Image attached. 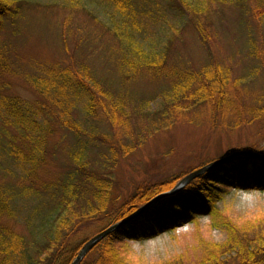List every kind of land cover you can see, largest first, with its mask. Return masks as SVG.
Wrapping results in <instances>:
<instances>
[{
    "label": "rangeland",
    "instance_id": "rangeland-1",
    "mask_svg": "<svg viewBox=\"0 0 264 264\" xmlns=\"http://www.w3.org/2000/svg\"><path fill=\"white\" fill-rule=\"evenodd\" d=\"M20 1L15 20L7 17L0 25V54L4 58L0 61V95L16 96L36 105L54 128L35 173L26 172L25 176L22 166L0 150V182L22 186L21 190L11 191L12 217L4 220L27 239L29 228L49 209L38 186L66 177L75 155L82 157L97 175L108 179L109 199L100 218L88 221L70 237L61 259L71 255L83 240L85 243L109 227V218L130 196L152 193L214 161H221L214 167L224 169L241 156L264 159V67L254 56L261 49L264 57V2L226 0L225 5H216L212 21L203 23L206 34L201 39L188 13L179 17L166 0H123L120 4L115 0H79L80 4L78 0ZM84 6L96 16H90ZM114 27L129 33V38L124 36L125 44L148 54L163 49L164 41L175 30L179 33L161 55L165 61L158 71L140 67L130 73L123 63L118 36L109 30ZM213 63L228 76V99L220 109H215V104L199 103L178 111L168 123L156 115L165 96L172 98V85L189 83L181 82V76L205 71L209 66L213 70ZM55 69L91 74L96 81H92L96 85L91 91L98 101L95 114L87 110V92L40 89L36 78L48 79L47 70ZM201 82L189 83L187 93ZM111 98L117 102V111L115 103H108ZM99 100L110 107L111 122L98 107ZM253 108L258 109L257 117H253ZM59 116L77 124L82 133L74 134ZM0 128V148L5 144H27L16 127L4 126L0 121ZM188 183L176 190L174 184L154 197L167 192L163 197L174 195ZM241 187H229L215 199L216 212L144 240H125L118 244L120 253L133 264H157L182 254L193 262L199 254V239L222 242L226 237L224 231L211 226L214 216L242 222L264 215V185ZM154 197L119 221L136 216L130 217ZM96 254L90 252L84 261H93ZM26 261L19 254L7 258L11 264Z\"/></svg>",
    "mask_w": 264,
    "mask_h": 264
},
{
    "label": "trees",
    "instance_id": "trees-1",
    "mask_svg": "<svg viewBox=\"0 0 264 264\" xmlns=\"http://www.w3.org/2000/svg\"><path fill=\"white\" fill-rule=\"evenodd\" d=\"M115 1L118 4L123 2V0ZM225 1L166 0V3L179 17L182 13H188L189 22L192 23L202 39L206 34L203 23L212 21V10L216 5H225ZM257 1L259 4L264 2V0ZM78 4H80L79 0ZM20 5V0H0V25L3 19L7 17L15 20L20 11ZM84 7L90 16H96L94 12L88 10L86 6ZM253 10L258 13L257 8ZM109 30L118 36L120 51H123L121 53L124 54L123 63L129 67L130 73L137 72L140 67H145L147 71H158L159 66L165 61L161 55L163 52L165 54L179 33V29L175 30L176 32L169 35L164 41L163 49L154 54H148L136 46L130 47L124 43V36L129 38V33H121L120 29H116V27L114 29L109 28ZM254 56L264 67L262 50H256ZM2 60L4 58L0 54V61L2 62ZM212 67L215 69L210 70L211 67L209 66L205 71H196V73L186 77L181 76L180 81H184V83L188 81L191 83L193 80L202 82L190 94L186 91L190 87L189 83L178 86L172 85L174 91L172 98L166 93V100L163 106L157 109L156 115L168 123L169 118L174 117L178 111L189 110L199 103L215 104L213 107L220 109L222 103L228 99L226 87L228 76L226 71H223L217 64L213 63ZM81 72L79 74L78 70L77 72L73 70L71 73L68 69L61 72L57 69L47 70L46 73L49 78L39 77L36 78V82L42 90L51 89L64 92L70 90L71 92H78V94H86L87 92L90 101L87 110L89 113L95 114L98 101L95 100L96 98H92L91 91L92 87L96 85L94 83L96 81L88 71V75L85 76L90 80ZM62 74L65 76L63 77ZM111 102L115 103L114 110L117 111L116 100L111 98L108 102L109 105ZM39 107L49 110L45 105H39ZM98 107L108 115V120L111 122L110 119L113 114H109L112 113L109 110L110 107L102 101ZM251 112L253 117H257L258 109L253 108ZM146 115L151 117L150 114ZM45 117L44 112L30 102L16 96L0 95V121L4 123V126L10 124V126L19 129L20 137L27 141L24 146L5 144L0 150L7 156L14 158L22 166L25 173H35L46 154L47 138L54 131V128L49 123L50 120L45 119ZM58 118L74 134L82 133L77 124L60 116ZM5 135L10 138V135ZM79 149L80 147L76 152ZM179 179L181 178L177 177L161 185L159 190L157 189L152 193L142 192L133 197L130 196L117 209L113 217L109 218L107 225L129 216L142 203L154 197L155 194L170 189ZM107 180V178L97 175L92 167H88L82 157L75 155L73 167L66 177L38 186L41 194H45L43 201L49 209L45 216L40 215L38 222L29 228L28 239L26 238L27 235L16 231L4 220V218L8 220L12 217L11 201L14 194L12 193V195L11 191L19 190L22 186L0 182V264H11L7 262V258L13 257L14 254H19V257L22 256V260L26 259V264H56L59 260L62 261V264H70L84 240L71 255L64 259L60 257L64 252H67L70 237L82 225L102 216L109 199L108 187L110 185ZM249 184L253 186L264 185V159L241 156L238 160L230 161V164L224 169L213 166L195 176L190 183L174 195L160 198L152 207L112 231L94 245L78 264H133L120 253L118 244L125 240H144L160 232L173 229L176 225L194 221L206 214L210 215L212 212H216L213 201L226 189L229 187L238 189L242 188L241 186H249ZM29 190H33V188ZM38 192L40 193V191ZM48 198L54 202L53 205L48 204L51 203ZM211 226L225 232L226 237L222 242L199 239L196 247L199 254L193 262L192 259L189 260L182 254L157 264H231L232 262L233 264H264V215L242 222H237L231 217L214 216L211 220ZM92 251L97 253L95 259L85 262L84 259Z\"/></svg>",
    "mask_w": 264,
    "mask_h": 264
},
{
    "label": "water",
    "instance_id": "water-1",
    "mask_svg": "<svg viewBox=\"0 0 264 264\" xmlns=\"http://www.w3.org/2000/svg\"><path fill=\"white\" fill-rule=\"evenodd\" d=\"M221 161H214L213 163L209 164L206 167H203L201 169H198L194 172L189 173L188 175H186L184 178H182L175 186L174 190L180 188L181 186H183L184 184L188 183L190 180H192L195 176H197L198 174H200L201 172H203L204 170L208 169L211 166H214L215 164L219 163ZM168 193V192H167ZM167 193H162L156 197H154L148 204H146L145 206H143L141 209H139L136 213H134L133 215H131L130 217L137 215L141 210L146 209L147 207H149L150 205H152L156 200H158L159 198L163 197L164 195H166ZM128 219V218H127ZM127 219H124L122 221H118L112 225H110L109 227L103 229L101 232L95 234L94 236H92L90 239H88L79 249L78 253L76 254V256L74 257V259L71 261L70 264H78L82 258L88 253V251L94 246L96 245L101 239H103L104 237H106L107 235H109L112 231L116 230L117 228H119L121 225H123Z\"/></svg>",
    "mask_w": 264,
    "mask_h": 264
}]
</instances>
